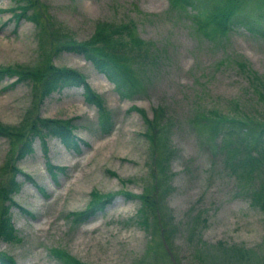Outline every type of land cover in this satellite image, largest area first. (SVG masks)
<instances>
[{
    "label": "rangeland",
    "instance_id": "1",
    "mask_svg": "<svg viewBox=\"0 0 264 264\" xmlns=\"http://www.w3.org/2000/svg\"><path fill=\"white\" fill-rule=\"evenodd\" d=\"M35 1L39 23L16 14L23 0H0V66L82 71L114 127L101 131L82 86L39 100L29 79L0 77V121L10 129L37 114L72 118L80 139L75 148L49 136L46 152L36 138L17 160L31 178L18 173L17 238L0 239V250L17 264H264V207L246 194L253 178L236 179L226 164L241 154L238 141L225 134L220 143L214 128L219 119L222 129L232 119L264 124V0H193L185 12L169 0ZM229 12L236 23L221 28ZM100 22L134 23L143 52L119 67L130 97L83 54L56 49L58 38H91ZM20 143L0 135V184ZM106 193L102 209L73 220Z\"/></svg>",
    "mask_w": 264,
    "mask_h": 264
},
{
    "label": "trees",
    "instance_id": "2",
    "mask_svg": "<svg viewBox=\"0 0 264 264\" xmlns=\"http://www.w3.org/2000/svg\"><path fill=\"white\" fill-rule=\"evenodd\" d=\"M23 1L25 2L23 9L16 14L19 16L25 14L30 19L39 23V15L34 6L36 1ZM169 1L172 6L177 7L180 11L185 12L190 7H193V0ZM231 12L220 18L221 20L218 23H221L219 25L221 28L227 27V23H236L231 19L229 21ZM232 19L240 20V18ZM100 23L103 24L100 25ZM100 23L97 25L94 35L89 39L78 40L73 37L63 40L58 38L56 49L83 54L98 69L103 71L108 78L115 82L121 96L130 97L133 95L134 90L130 92L129 88H127L124 83L126 82L125 75L119 71V67L121 62L127 60V57H132V60H134L135 53L142 54L143 52L142 46L137 39L138 36L133 30L134 23H119L114 25H110L109 22ZM41 66L36 68L29 66H0V77L4 74H18L19 80L29 79L34 92L39 96V100H42L56 88L82 86L86 100L94 103L98 108V122L101 131L103 133H110L112 131L114 127L112 113L106 110L101 96L91 86L87 76L82 71L73 67L58 66L53 62H48ZM261 96H264V93ZM132 107L136 108L137 106L133 105ZM223 121L221 119L215 121L216 127H214L220 143L225 134H232L233 138L238 141L239 151L241 152V154L237 152L236 155H233L228 160L229 162L226 160V164H228L231 173L235 175L236 179H242L245 175L246 177L253 178L251 186L247 187L248 192L246 194L251 198L252 203L264 207V176L261 175L264 172V169H261L264 166V124H260L259 127L256 124L258 121L251 117L246 118V120L232 119L228 120V123H225L222 129L221 125L223 124L221 122ZM75 128L76 123L72 118H47L40 114H37L28 123L22 122L17 127H14V130L10 129L8 124L0 121V135L21 140L14 157L15 162L13 161L8 168L9 175L0 184V199L5 202L0 209V239L12 241L17 238V230L12 218L11 207L13 204H17L14 194L19 190L21 184V181L18 179V173L22 172L25 176L31 178L29 173L18 168L16 165L17 160L34 151V141L36 138L41 140L46 152L48 151L47 139L49 136L59 137L66 146L79 147L80 139L75 133ZM251 142H255V145L249 146ZM164 163L165 160L163 161ZM47 166L53 172L54 165L49 159L47 160ZM111 196L112 193H106L99 198L93 199L84 210L72 213L73 220L76 223L87 221L95 211L105 206ZM140 211L143 213L142 208ZM143 221L145 222L144 218ZM144 224L147 225L146 222ZM51 250L52 254L58 256L63 261L70 262L66 259V255L62 253L64 251L61 249L52 248ZM71 260L73 262L72 258ZM0 264H17V262L13 255L0 250ZM73 264L86 263L74 259Z\"/></svg>",
    "mask_w": 264,
    "mask_h": 264
}]
</instances>
